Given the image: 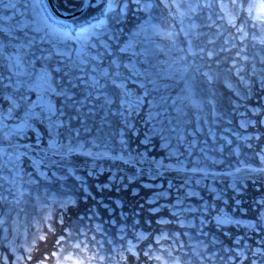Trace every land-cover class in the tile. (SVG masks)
Here are the masks:
<instances>
[{"label":"rangeland","instance_id":"rangeland-1","mask_svg":"<svg viewBox=\"0 0 264 264\" xmlns=\"http://www.w3.org/2000/svg\"><path fill=\"white\" fill-rule=\"evenodd\" d=\"M71 1L82 2L68 0L70 7ZM159 1L176 19L178 32L187 40V52L193 53L194 43H188L193 36L189 35L196 34L198 26L208 23L205 15L202 16L205 9L200 0ZM52 3L57 7L56 0ZM101 3L105 6L97 20L69 30L49 22L39 0H0V78H3L0 89L3 84L2 87L9 91L7 96L0 92V105H3L0 107V197L24 199L27 194L29 201L35 198L37 202H47L61 209L63 220L62 212L75 200L69 193L58 191L55 183L50 181L56 176L63 183L68 173L83 187L85 194L93 195L83 184L85 176L74 173L70 166H66L64 174L56 172V168L70 158L83 157L89 159L83 165L87 177L96 179L104 170L109 172L107 180L95 183L97 191H124L128 200L135 199L133 207L141 206L147 214L157 215L160 226L151 235L141 228L122 226L112 236L102 231L97 222H91L101 233L97 238L101 245L110 242L112 248L124 252V249L137 251L135 247L141 243L138 249L144 257L148 255L146 246H151L154 239L159 241L166 237L201 258L207 257L212 264H222L224 250L231 252L228 263L243 264L246 250L242 247L246 245V239L239 248L217 249L223 252L209 248L217 243V237L203 227L212 215L220 214L231 220L232 230L243 229L260 235L254 240L261 244L252 252L264 254V232H261L264 229V206H261L264 203V144L261 143L264 141L256 126L257 117L264 108V94L252 97L250 85L252 79L257 84L256 91H264V78L258 80L256 76L243 74L238 79L233 74L228 75L227 72L232 73L233 69L227 63V39L223 37L216 42L215 36L206 37L204 33L198 35L196 41L212 48L205 52L207 58L213 57L215 52L221 55L222 61L227 63L225 71L230 79L215 76L211 69H203L200 72L202 81L196 82L198 77L194 69L202 56L193 53L190 61L185 60L186 53L175 32L150 18L151 0H91L89 8H100ZM130 3L134 11L145 16L134 28L125 26V29L119 23ZM262 11L264 9L258 7L257 15ZM186 18L192 22L185 21ZM227 19L234 22L231 17ZM112 21L116 22L117 32L115 27L109 26ZM122 31L129 33L119 43L117 39ZM71 38L83 46L82 56L73 55ZM245 68L247 73V66ZM45 71L50 73L48 79ZM207 81L210 84L219 82L226 89L228 116L222 114V104L215 98L201 93L213 90ZM128 89L133 97L145 100L143 108L127 98ZM29 91L49 97L57 106V117L62 121L60 127L40 112L24 110L25 134H12L2 124L1 112L5 104L11 101L20 106L18 96L27 101ZM217 95L215 91L216 98ZM249 97L254 99L248 102ZM235 112L240 116L237 119L231 116ZM140 114L144 118L141 119ZM114 115L119 121L112 129L111 116ZM187 124L191 126L186 127ZM43 130L56 142L55 149L46 159L36 156L40 142L29 144L31 140L26 137L41 134ZM131 141L133 146L129 148ZM136 142L148 146L151 153L135 149ZM153 143L157 147L153 148ZM224 145L229 146L231 152V160L227 163L218 157ZM132 149L135 150L129 151ZM156 149L160 154L155 153ZM249 157L251 162H248ZM24 158L34 162L46 177L44 183L53 187H44V183L37 181L29 170L25 172ZM107 159L118 168L109 161L107 165L101 164ZM224 164L225 167L229 165L225 170L213 168ZM251 180L258 188L257 197L254 202L250 198L247 200L253 202L249 204L251 209L260 206L258 222L237 216L244 214L246 209L233 205L236 199H246ZM113 202L114 206H121L118 199ZM89 215L91 217L92 212ZM87 224L85 221L77 228L81 232H90ZM70 227L74 229L72 225ZM129 232L132 235L127 237ZM221 232L228 237L231 235L228 230ZM73 264L77 262L73 261ZM252 264L264 263L255 259Z\"/></svg>","mask_w":264,"mask_h":264},{"label":"clouds","instance_id":"clouds-1","mask_svg":"<svg viewBox=\"0 0 264 264\" xmlns=\"http://www.w3.org/2000/svg\"><path fill=\"white\" fill-rule=\"evenodd\" d=\"M200 5L208 22L205 27L228 41L232 74L239 79L247 66L248 76L264 78V11L256 12L258 7L264 9V0H200ZM26 197H0V264H128L120 248H112L110 242L103 246L90 232L72 229L70 220L62 221V210L55 205ZM146 247L148 255L138 264H212L166 237Z\"/></svg>","mask_w":264,"mask_h":264},{"label":"trees","instance_id":"trees-1","mask_svg":"<svg viewBox=\"0 0 264 264\" xmlns=\"http://www.w3.org/2000/svg\"><path fill=\"white\" fill-rule=\"evenodd\" d=\"M68 0H56V5L59 8L58 10L62 11V12H72L74 11V9H76L78 7V5H80L78 2L79 1H71V6L70 4L67 3ZM153 3V7L150 11V18L153 19L154 21L158 22L159 25L163 28H167V29H171L172 33L175 32L176 35V39L181 41L182 44V48L184 49L183 51L186 53V57L185 60H191V56L194 53L196 56L200 55L202 57L199 58V64L195 67V72L197 74V80L199 81L201 79L200 77V72L203 69H211V73L214 74L215 76H227L229 78L228 75H231L232 73H228V75L226 74V63L224 61H222L221 55L218 53H214V56L211 58H207L205 56V52L209 49H212L209 44L206 43H198L196 41V37L200 34H204L203 33V29L200 27H197L195 29L196 34H190L189 36H193L191 38H189V42L188 43H194V48L195 51H193V53H188L185 46L187 44V40L185 39V36L181 35L180 32H178L177 30V22L176 19L174 17H172L169 12L167 11V9H165L162 5V3L159 0H151ZM100 8L97 9H91L88 8V10L86 11V13L81 17H89V20H87V22H92L97 20L96 18L100 16V12L103 10L104 8V4H99ZM135 15V17H134ZM144 14L141 12H137L134 11L133 9V5L130 3L127 9L126 14L124 15L123 19L120 21L119 26H127V29L129 26H131V21H133V18L135 19V23L138 24L143 18H144ZM194 19L196 20L197 17L195 16ZM187 22H192V19L186 18ZM200 21V20H199ZM197 23L201 24V22ZM111 29L113 27H115L114 22L112 21L110 24ZM203 28L206 29L204 25H202ZM125 28V27H124ZM126 29V28H125ZM209 29V28H208ZM205 34L207 35H213L214 37V41L216 42H220L223 39V35H215L214 30L210 29L208 32H206ZM206 35V37H207ZM125 36L124 35H120V39H119V43H122V39H124ZM247 74V73H244ZM248 77V76H247ZM252 78V77H251ZM230 79V78H229ZM250 85L252 86L251 88V96L252 97H256V96H260L262 92V90H260L259 92H257L256 90V83L252 81V79H250ZM196 81V79H195ZM207 84L209 85L210 88H212L215 91H219V90H223V87L220 85L219 82H213L212 84H210V82L207 81ZM206 93V92H204ZM220 93V92H219ZM250 98V97H249ZM111 121H112V129L115 128V126L118 124V121L116 120V118L114 116H111ZM129 139L132 140V136L130 135ZM135 145H137L138 143H134ZM133 146L132 141L130 143V147L131 148ZM157 147L156 143H153V148ZM139 151L140 150H144V151H148V154H150L151 152L148 150V146L146 145H141L138 144L137 148ZM135 149L129 150V151H133ZM156 154H160V151L158 149L155 150ZM78 157H73L70 158V160L61 165L60 167L56 168V172L57 174H64L66 172L65 168L66 166H70L71 170H73L74 173L79 174V175H83L85 176L84 180H83V184L87 185L89 187V189L91 190V192H93V195H87L84 193L83 191V187L78 185V182L76 179H74V177H72L71 175H69L67 173L66 178H64L63 183L60 181H58L55 178H53V180H51V183H55V188H57L58 191H65L67 193H69L71 196H73L75 202L73 205L69 206L68 209L65 212H62V217L63 220H70V226L72 225L74 227V229L77 228V226L79 225H84L85 221L88 223L86 228L87 231H90L94 234L95 238L101 237V233L98 232L97 229H95V227L93 226V224L91 222H97L99 225L102 226L101 230L105 231L106 233H110L112 236H115V231H117L120 227L124 226H133L136 228H141L144 231H147L151 234H153V232H156L157 230H159L158 228L156 229V227H158L159 225L157 224V220L156 217L157 215L154 217L150 214H147L146 211L141 207V206H137V207H133V202H135V199H130L128 200L125 196L124 191L120 190V191H115L114 189H107L110 191H103V192H99L97 191V189L95 188V183H99L101 182V179H108L109 176V172L108 171H103L101 174H98L96 179H93L92 177H87L85 174V169L83 168V165L86 161L88 160H84L83 157H80V159H77ZM77 160H80V162H78ZM109 160L107 159L102 160L101 164H105L107 165ZM110 162V161H109ZM111 163V162H110ZM113 166H116V163H111ZM29 163L28 160L26 159L23 163V167H24V171L28 172L29 169ZM116 168H118L116 166ZM219 168V167H218ZM174 180L176 178L171 177ZM63 185L65 186V188L63 187ZM57 186V187H56ZM50 187V186H49ZM53 187V186H51ZM249 190L250 189H254V184L251 182L248 185ZM111 190H114V192H111ZM139 194V193H137ZM248 198H256L255 194H252V192L248 191V194L246 195V199ZM114 199H118L121 202V206L118 208L116 206H114ZM132 201V203H131ZM104 204H107V206H104ZM133 205V206H132ZM165 208V207H164ZM110 211H109V210ZM135 209H137V211H135ZM93 210V211H92ZM92 212V216L89 217L90 213ZM161 213V210L158 214ZM258 213L259 210L255 209V210H250L247 212H244V214L240 215L237 214V216H240L242 219H250L253 220L255 222H258L259 217H258ZM89 215V216H88ZM235 215V214H234ZM137 219V222H135L134 220ZM111 221L114 222V224H111ZM91 223V224H90ZM160 227V226H159ZM211 227V228H210ZM210 227H208L207 229L210 231V234H212V232L216 235V239H217V243L211 245L209 248L210 249H223L224 250V246L226 245V243L230 244L232 248H239L242 245V241L244 239L247 240L246 244L249 246L255 245L256 241L254 240L255 238L259 237L260 235L254 234L252 237H249L247 235H250L247 231L245 230H232V225L229 226V228L227 229L229 231V233H231V235L226 236L225 234H223L221 232V230H225L224 228H221L220 231L215 232L213 230L214 225L211 224L210 222ZM222 230V231H223ZM262 233L264 232V229L261 231ZM247 234V235H246ZM131 236L132 233L129 232L127 233V237ZM240 236V238H238ZM196 237V236H195ZM125 238V236H124ZM124 238L120 239V241L122 242V248L124 247ZM238 239L237 242H235V240ZM59 243V242H57ZM108 243L105 242L104 246H107ZM217 244V246H216ZM229 245V246H230ZM142 246V244L140 243L137 247H135V249L138 251V258L134 259L132 258L129 254H128V249H124V253L127 256V260H128V264H138V261L143 260V255H141V251L140 248ZM246 252L245 254H247L246 257V262L244 264H252L250 262V259L252 257V255H250V250H248L246 248V245L244 247H242ZM218 252H223L221 250H217ZM217 252V254H218ZM221 257V256H219ZM225 257V255H224ZM226 257L223 258L222 260V264H226ZM258 260L259 262H263L264 263V254H261ZM237 262V261H236ZM234 261V264H237ZM232 264V263H231Z\"/></svg>","mask_w":264,"mask_h":264},{"label":"flooded vegetation","instance_id":"flooded-vegetation-1","mask_svg":"<svg viewBox=\"0 0 264 264\" xmlns=\"http://www.w3.org/2000/svg\"><path fill=\"white\" fill-rule=\"evenodd\" d=\"M1 80H3V79H1ZM2 86H3V84H2ZM2 86L0 89L1 94L3 96H7V94H9V91L5 90ZM38 94H40V93H38L37 91H29L27 93V101H23L22 97L18 96L19 100H21L20 106L16 103L11 102V101H9L8 104H5V107H4L3 111L1 112L2 124L9 129L10 124L17 122V121H20V120H24V117H23L24 113L22 112L23 110L28 111V112H33V111L40 112L45 117H50L54 121L59 120L57 117V111H56V115L52 117L49 113H45L43 108H37L36 107V102H37L36 96ZM130 95H131V93H130ZM127 96H128V94H127ZM45 99H48L49 107H50L52 105L50 98L44 97V100ZM51 138L52 137L50 135H48L45 130H43L41 132V134H38V135L33 134V139L36 142L37 141L40 142V144H41V146H40L41 148L39 150L40 153L37 154L38 158L46 159L50 154H52L53 150L47 148V143ZM262 139H264V135H263ZM221 143H222V141H221ZM222 149L223 150L221 151V155H219L218 157L223 158L225 160V163H227L231 157V152H230L229 146L224 145V147ZM30 167L33 170V167H36L35 163L31 162ZM32 173L34 174V172H32ZM261 206H264V203ZM256 208H260V206H256ZM249 209H251V207ZM252 209H254V208L252 207Z\"/></svg>","mask_w":264,"mask_h":264},{"label":"water","instance_id":"water-1","mask_svg":"<svg viewBox=\"0 0 264 264\" xmlns=\"http://www.w3.org/2000/svg\"><path fill=\"white\" fill-rule=\"evenodd\" d=\"M90 1L91 0H82V3L80 5V7L75 12H73L71 14H62V13H60L52 5L51 2H50V6L52 8V11L56 14V16H58L60 18H63V19H74V18H77V17L81 16L87 10V8H88V6L90 4ZM72 42L74 43V50H73L74 55L81 56L82 52H83V47L75 39H73ZM42 99H43V97L41 95L37 96V106L38 107H44L45 112H46L47 111V107H48V100H46L45 102H42ZM133 101L139 102L140 104H143V102H144L142 99H138V98L133 99ZM50 113L52 115L55 114V106H51L50 107ZM60 124H61L60 121L56 122L57 126H60ZM259 124L264 129V113L260 117ZM11 128H12V130L14 132H24L26 130V123L24 121H20V122L14 123V124H11ZM54 146H55V143H54L53 140H51L48 143V147L53 148ZM37 174H38V176L43 177V175L39 171H37ZM236 204H239V201H237ZM213 221H214L215 224L220 225V226H227L229 224V222H230L227 218H225L223 216H216V217H214ZM130 254L135 256V257L137 256L136 252H130Z\"/></svg>","mask_w":264,"mask_h":264}]
</instances>
